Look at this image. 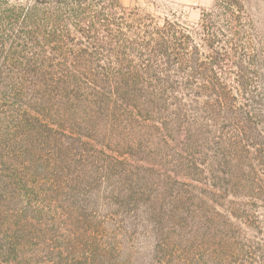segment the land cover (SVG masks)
Wrapping results in <instances>:
<instances>
[{"label":"trees","instance_id":"obj_1","mask_svg":"<svg viewBox=\"0 0 264 264\" xmlns=\"http://www.w3.org/2000/svg\"><path fill=\"white\" fill-rule=\"evenodd\" d=\"M208 1L0 0V264H264V0Z\"/></svg>","mask_w":264,"mask_h":264},{"label":"rangeland","instance_id":"obj_2","mask_svg":"<svg viewBox=\"0 0 264 264\" xmlns=\"http://www.w3.org/2000/svg\"><path fill=\"white\" fill-rule=\"evenodd\" d=\"M128 4L133 0H121ZM139 3L146 5L147 9L155 13H163L168 10L176 11L182 15V18L187 21H194L197 19L199 6L208 4V0H154L159 7H153L149 0H137Z\"/></svg>","mask_w":264,"mask_h":264}]
</instances>
